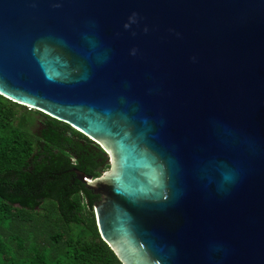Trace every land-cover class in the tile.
Here are the masks:
<instances>
[{
	"label": "water",
	"instance_id": "95a60500",
	"mask_svg": "<svg viewBox=\"0 0 264 264\" xmlns=\"http://www.w3.org/2000/svg\"><path fill=\"white\" fill-rule=\"evenodd\" d=\"M0 95L111 156L123 264H264V0H0Z\"/></svg>",
	"mask_w": 264,
	"mask_h": 264
},
{
	"label": "trees",
	"instance_id": "16d2710c",
	"mask_svg": "<svg viewBox=\"0 0 264 264\" xmlns=\"http://www.w3.org/2000/svg\"><path fill=\"white\" fill-rule=\"evenodd\" d=\"M74 169H111L70 125L0 95V264H123L102 239Z\"/></svg>",
	"mask_w": 264,
	"mask_h": 264
},
{
	"label": "rangeland",
	"instance_id": "374dc122",
	"mask_svg": "<svg viewBox=\"0 0 264 264\" xmlns=\"http://www.w3.org/2000/svg\"><path fill=\"white\" fill-rule=\"evenodd\" d=\"M108 158H109V163L111 164V169H112L111 156L108 155ZM111 169H110V170H111ZM108 171H109V170H108Z\"/></svg>",
	"mask_w": 264,
	"mask_h": 264
}]
</instances>
